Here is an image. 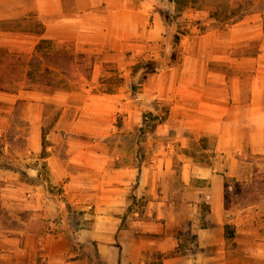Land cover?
Instances as JSON below:
<instances>
[{"label": "crops", "instance_id": "obj_1", "mask_svg": "<svg viewBox=\"0 0 264 264\" xmlns=\"http://www.w3.org/2000/svg\"><path fill=\"white\" fill-rule=\"evenodd\" d=\"M263 1L0 0V49L33 55L46 38L76 60L83 54L73 87L52 94L66 100L56 125L68 128L48 134L47 166L59 181L78 165L79 193L68 199L72 177L65 196L95 211L90 228L77 231L93 250H76L58 227L44 234L0 227V264H93V253L102 264H263L262 252L241 246L226 207L241 149L249 142L251 153L264 154V7L256 8ZM242 4L241 13L231 10ZM9 20L29 24L13 32ZM10 34L20 49L9 48ZM249 44L259 51L248 53ZM248 75L258 78L250 90ZM248 104L263 109L260 120L233 115ZM65 139L61 159L53 150ZM140 199L148 208L128 222L120 206ZM53 204L39 203L49 221L59 210ZM187 220L196 241L181 250Z\"/></svg>", "mask_w": 264, "mask_h": 264}, {"label": "rangeland", "instance_id": "obj_2", "mask_svg": "<svg viewBox=\"0 0 264 264\" xmlns=\"http://www.w3.org/2000/svg\"><path fill=\"white\" fill-rule=\"evenodd\" d=\"M252 2L255 3L254 1ZM251 3H248L246 8L254 7L255 9V6H252ZM232 6L231 10H236L239 14L242 12L245 4H242L240 8L237 5ZM258 7H264V1L257 4L256 8ZM28 24V22L22 24L19 21L13 22V20H9L8 28L13 32L18 30L24 31L21 26L25 25L26 30ZM8 38L11 41L9 48L12 50L16 48L20 49V47L13 44L16 41L14 34L8 35ZM173 39H175L174 36ZM25 46L24 44L23 47L25 48ZM247 51L248 53H252L259 51V49L258 46L249 44ZM251 63L249 62L248 67L255 68ZM258 67L264 69V61ZM245 79L249 84L248 90H250L252 82L258 80V78L251 75H248ZM115 80H117V77L113 79L112 77L109 78L110 83H114ZM260 80L264 81V75ZM7 93L10 94L6 96L0 94V227L7 229V231L11 229L23 230L24 234L27 232L44 234L56 231L58 227L60 232L68 233V228L61 221L64 218L66 220L64 222L69 224V226H81L78 230L90 228L95 211L92 207L82 209L84 206L79 202L68 203L63 186L73 177L74 181L72 185L74 187L70 190L68 199L77 197V195H73L72 193H79L78 189L80 188L79 182L81 179L78 177L79 173L75 171H79L80 167L69 164L67 176H64L63 180L59 179L58 181L57 178L53 177L49 166H47V157L44 159L39 157L41 151L40 127L43 116L48 111L50 112L51 104L56 103L61 105L66 100L52 94L39 93L31 97L27 93ZM247 100L248 103H251V94H248ZM257 103L260 104L261 102L257 101ZM252 107L251 104H248L247 108L242 110L235 109L236 113L233 115H241L248 122L260 120L263 109ZM70 114L69 111L65 114V117H72L73 115L70 116ZM64 127L68 128L62 121L56 125V131L64 133L65 131L62 129ZM66 134L70 135L71 133L67 131ZM66 140H61L59 144L57 143L56 149L53 150L61 159H65L66 150L68 149ZM109 147L112 150L111 141H109ZM48 150L49 153L52 152L51 149ZM238 156L241 157L237 162L236 171H238V175L228 177L227 179V183L231 185V188L226 193V207L242 230L241 236H239L241 246L246 247L248 253L258 249V252H262V260L264 261V154L251 153L250 143L247 142ZM106 163L112 165L111 161H106ZM34 168H39L41 174L38 175ZM177 176L178 174L175 175V177ZM85 183L89 184L90 182ZM59 184L63 186L61 194L58 192ZM49 185L51 186L50 189H52L53 195L48 193ZM1 198L7 200V205L1 203ZM51 198H55L60 204L57 217L54 221H49L43 214H40L44 210L40 207L41 202L45 201L54 205ZM67 205H71V208H67ZM120 207L123 208L121 209L122 211L125 210V214L129 215L128 222L131 220L133 212L137 211L141 213L148 208L141 199L135 204L132 203L129 206L123 204ZM78 210L85 211V214L79 216V214L73 213ZM233 226L235 225H232V228ZM190 243V241L184 242L181 250H183L185 244L190 247ZM76 250L79 249L76 248ZM39 258L37 256V259ZM126 260L127 258H124V264H126ZM262 263L264 264V262Z\"/></svg>", "mask_w": 264, "mask_h": 264}, {"label": "trees", "instance_id": "obj_3", "mask_svg": "<svg viewBox=\"0 0 264 264\" xmlns=\"http://www.w3.org/2000/svg\"><path fill=\"white\" fill-rule=\"evenodd\" d=\"M0 90L17 93L20 89L38 90L48 94H54L58 90L69 89L73 87L78 76L76 70L82 69L83 66V54H77L78 59H75V55L63 46H57L52 41L46 38H41L36 45V49L33 55L13 54L5 52L0 49ZM76 72V74H75ZM62 107L56 103L50 105V112L44 114L41 123V151L40 158H46L49 155L48 147L50 141L48 140V134L54 129L57 120L61 114ZM38 175L41 174V170L38 169ZM51 183V182H49ZM48 188V193L53 195L52 189ZM58 192H63L62 184L58 186ZM53 201L59 206L60 204L55 198ZM67 208H71V205H67ZM70 210V209H69ZM73 213L83 216L85 211L78 210ZM83 218V217H82ZM84 219V218H83ZM64 226L68 228L69 233L72 234L73 245L79 249V251L93 250L92 243L82 245L77 241V231L79 227L69 226L66 224L64 218ZM83 221V220H82ZM44 233V232H43ZM226 235L228 238H232L234 231L231 225L227 226ZM179 237L184 242H195L196 235L191 231L190 221H185L183 229L180 231ZM180 250V249H179ZM92 256V254H91ZM102 264L96 255L93 253V264Z\"/></svg>", "mask_w": 264, "mask_h": 264}, {"label": "built area", "instance_id": "obj_4", "mask_svg": "<svg viewBox=\"0 0 264 264\" xmlns=\"http://www.w3.org/2000/svg\"><path fill=\"white\" fill-rule=\"evenodd\" d=\"M145 120H149L150 121V117H149V115H145Z\"/></svg>", "mask_w": 264, "mask_h": 264}]
</instances>
